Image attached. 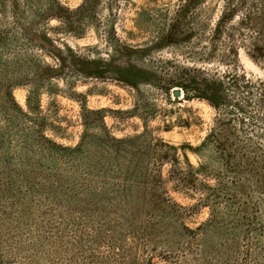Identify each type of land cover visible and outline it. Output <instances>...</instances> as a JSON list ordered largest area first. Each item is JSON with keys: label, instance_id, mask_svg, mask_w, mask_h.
Returning a JSON list of instances; mask_svg holds the SVG:
<instances>
[{"label": "rangeland", "instance_id": "rangeland-1", "mask_svg": "<svg viewBox=\"0 0 264 264\" xmlns=\"http://www.w3.org/2000/svg\"><path fill=\"white\" fill-rule=\"evenodd\" d=\"M0 264H264V0H0Z\"/></svg>", "mask_w": 264, "mask_h": 264}, {"label": "trees", "instance_id": "trees-1", "mask_svg": "<svg viewBox=\"0 0 264 264\" xmlns=\"http://www.w3.org/2000/svg\"><path fill=\"white\" fill-rule=\"evenodd\" d=\"M205 96L211 102V100H212L211 97H207V95H205Z\"/></svg>", "mask_w": 264, "mask_h": 264}, {"label": "water", "instance_id": "water-1", "mask_svg": "<svg viewBox=\"0 0 264 264\" xmlns=\"http://www.w3.org/2000/svg\"><path fill=\"white\" fill-rule=\"evenodd\" d=\"M177 95H179L180 94V91L179 90H176V92H175Z\"/></svg>", "mask_w": 264, "mask_h": 264}]
</instances>
